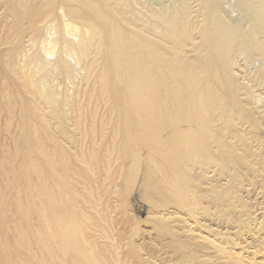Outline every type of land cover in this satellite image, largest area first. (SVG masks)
Instances as JSON below:
<instances>
[{"label": "rangeland", "instance_id": "obj_1", "mask_svg": "<svg viewBox=\"0 0 264 264\" xmlns=\"http://www.w3.org/2000/svg\"><path fill=\"white\" fill-rule=\"evenodd\" d=\"M127 1L112 15L126 36L133 29L122 18L139 27L145 11L178 2ZM190 1L199 45V0ZM216 5L226 22L251 26L242 0ZM3 10L0 0V264H264V57L249 37L210 68L205 52L180 55L194 70L179 79L197 74L199 85L193 97L167 104L180 121L156 135L142 127L141 111L127 114V101L92 93L72 57L75 84L37 73L33 87L11 57L43 55L42 46L21 28L14 40ZM47 26L40 33L50 29L55 39ZM43 84L59 98L52 105L38 94ZM59 111H68L72 137L61 134Z\"/></svg>", "mask_w": 264, "mask_h": 264}, {"label": "bare ground", "instance_id": "obj_2", "mask_svg": "<svg viewBox=\"0 0 264 264\" xmlns=\"http://www.w3.org/2000/svg\"><path fill=\"white\" fill-rule=\"evenodd\" d=\"M2 1L4 9L2 11L4 12L2 19L5 22H9L8 31H10V33L11 31L13 32L14 40L20 39V30L25 29L26 31L24 32L29 31L28 34H31L30 36H36L40 41L39 44L42 46L43 55L38 50H42L39 48L40 45L38 44V53L35 51L36 53L33 52L34 54L31 53L30 55V52L28 51L29 53H27V50H25V52L19 50L11 57L10 64L15 65L18 61L19 64L20 62L23 63L26 70L25 75H29V78L31 76V85L36 83L33 78H35L34 75H37V73H43L45 76V74H51L53 72L59 75L58 79L65 77L69 80L71 85L72 83L75 84L73 81H76V76H74L73 73L75 69L73 65L68 62L69 59L65 58L68 56L72 57L75 59L77 67L84 66V70L87 71V77L84 78L86 80L83 81H85V84L89 88H92V93L93 91L99 90L103 96H109L112 93L114 97L127 101L129 104L127 107V114H136L137 111H141V120L144 122L143 126H141L144 127L145 131L151 134L155 133L158 135L159 133H163L170 126L180 121V118L176 117L179 112L175 111L174 113L170 111L167 108L168 103L175 100L180 101L184 97H193L195 95L200 77L197 74H192V76L187 77L185 80L179 79V77H181V71L190 72L194 70L193 66L188 67L186 64L182 63L183 60L180 57L181 54H186L188 48L192 49L193 54H202V52H205L202 56L209 58H207L208 65L206 67L210 68L212 67L213 61H224L231 55L232 52L236 50L240 40L241 42L244 41L242 43L244 45V37L247 36L250 38L254 49L261 52L264 57V42L262 41L263 39L261 40L262 34H264V0H242L247 8L248 17L251 20V26H249L246 31H244L240 25L228 23L220 16L216 0H199L200 9L198 10L199 15L197 17L201 21L197 23V32L199 38L202 40L199 45L193 43L195 38L192 33L197 28L190 26V21L193 18L190 0H177L178 2H176V4L172 3L173 5L171 4L172 6L170 7L167 6L163 8L164 5H160L161 8L159 9H153L154 7L151 9L149 7L151 5H149L148 7L151 10L145 11V14L141 11L143 18L145 16L147 20H142V23H145L142 24L143 26L140 25V29V26H136L138 23H134V20H132L134 21L132 22L130 19L127 22L126 19L122 18L121 20L133 29L131 34L129 33L127 36L123 32L122 23L112 18V15L115 13L118 14L116 7H119L121 4L124 5V7H129V5H127L129 1L127 0ZM115 3H117L116 7ZM131 4H133V2ZM144 7L145 5L143 8ZM46 23L48 26L50 24L49 28L53 27V30H55L54 32H56L60 38L56 39V37H58L56 33H54V35L56 34L55 39L52 38L50 29L47 31H45V29L43 30L47 32L46 36L43 31L44 36L40 33L42 26L44 24L46 25ZM52 24L54 26H52ZM136 30H138V32ZM48 31L49 36L47 37ZM6 42H8V40ZM5 45H7V43ZM9 45L10 44H8V46ZM167 46L171 47V55L174 54V57L170 58L169 62L166 60V57H169L165 51ZM135 50L137 51L136 55H134ZM167 50L171 52L168 48ZM49 57L57 58L52 61L48 59ZM5 59L7 60V58ZM99 61L103 62L100 69L97 67ZM2 62L5 61L1 60V63ZM23 65H21L22 68ZM197 67H199V65ZM230 67V64L223 65V69H228ZM73 76L75 77L74 79ZM43 85H39V88ZM84 85L83 87L86 89L87 86ZM43 88V91L38 90V94L40 97H44L45 101L47 103L49 102L48 104L52 105L53 102L59 99L56 98L53 88H46L45 85ZM121 89H123V92ZM172 89H175L173 93H176L170 97L169 94ZM141 91L143 92L141 93ZM185 103L186 102L180 103V107ZM68 111L67 113L59 111L58 113V117L60 118L58 120H61V134L65 135H68L70 132L68 131V129H70L69 126L64 122L68 118L67 115L65 116V114H68ZM196 111L197 116L202 117L206 109L204 105H200L196 108ZM62 117H64L63 121ZM72 118L74 119L73 116ZM72 118L71 120L73 121ZM68 120H66V122H68ZM75 120L77 121L79 119L76 118ZM209 122L211 121L209 120ZM69 124L72 126L71 122ZM209 124L210 123H208V125ZM125 128L127 130L129 129L127 125ZM74 131L72 132L74 133ZM85 132L86 131H84V133L82 132L83 135L87 134V132ZM92 133L95 134V130H93ZM92 133H90V135H92ZM71 137H69L68 140ZM94 139L96 138L94 137ZM93 143L95 142H92L91 147L94 146ZM52 158L53 156L49 162L53 166L55 162L53 160L54 158ZM52 259L55 260L56 255H53Z\"/></svg>", "mask_w": 264, "mask_h": 264}]
</instances>
